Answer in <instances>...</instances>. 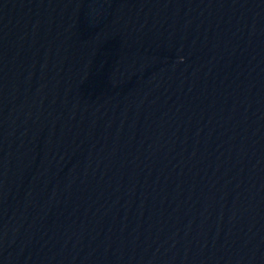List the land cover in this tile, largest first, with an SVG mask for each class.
<instances>
[{
    "label": "water",
    "instance_id": "water-1",
    "mask_svg": "<svg viewBox=\"0 0 264 264\" xmlns=\"http://www.w3.org/2000/svg\"><path fill=\"white\" fill-rule=\"evenodd\" d=\"M31 0H0V42Z\"/></svg>",
    "mask_w": 264,
    "mask_h": 264
}]
</instances>
